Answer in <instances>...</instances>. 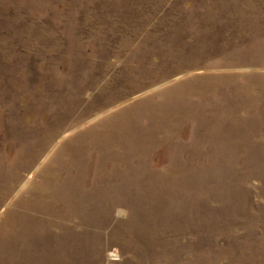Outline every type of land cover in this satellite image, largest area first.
Wrapping results in <instances>:
<instances>
[{
	"label": "rangeland",
	"instance_id": "374dc122",
	"mask_svg": "<svg viewBox=\"0 0 264 264\" xmlns=\"http://www.w3.org/2000/svg\"><path fill=\"white\" fill-rule=\"evenodd\" d=\"M126 164L92 224L9 248L59 166ZM0 188V264H264V0H0Z\"/></svg>",
	"mask_w": 264,
	"mask_h": 264
},
{
	"label": "bare ground",
	"instance_id": "6f19581e",
	"mask_svg": "<svg viewBox=\"0 0 264 264\" xmlns=\"http://www.w3.org/2000/svg\"><path fill=\"white\" fill-rule=\"evenodd\" d=\"M171 75V74H170ZM199 79V78H198ZM39 92V91H38ZM42 92V91H41ZM48 94V93H47ZM47 97V96H46ZM31 99V98H30ZM45 99V98H44ZM45 102V101H44ZM36 104V103H35ZM72 106V105H71ZM210 107V106H209ZM216 107V106H215ZM24 108V107H23ZM197 108V107H196ZM217 108V107H216ZM34 109V107H33ZM185 111V109H184ZM21 112V111H20ZM195 112V111H194ZM210 112V111H209ZM27 113V112H26ZM188 114V113H187ZM25 115V114H24ZM193 116V115H192ZM34 118V117H33ZM171 119V118H170ZM235 119V118H234ZM67 120V119H66ZM173 120V119H172ZM38 121V120H37ZM50 121V120H49ZM64 121V119H63ZM208 121V120H207ZM65 124V123H63ZM46 126V125H45ZM28 127V125H27ZM32 127V126H31ZM56 128V127H55ZM60 130V129H59ZM53 131V130H52ZM157 131V130H156ZM67 132V131H66ZM152 133V132H151ZM13 134V133H12ZM50 134V133H49ZM205 135V134H204ZM51 136V135H50ZM49 136V137H50ZM203 137V136H202ZM134 138V137H133ZM41 140V139H40ZM66 140V139H65ZM154 141V140H153ZM52 145V144H51ZM196 145V144H195ZM102 147V146H101ZM94 150V148H93ZM71 152V151H70ZM75 154V153H74ZM102 155V154H101ZM101 155L99 154V156L101 157ZM119 155V154H118ZM68 156V155H67ZM66 156V157H67ZM103 156V155H102ZM119 157H122L119 155ZM72 158V157H71ZM63 159V158H62ZM68 159V158H67ZM81 159V158H80ZM103 159V158H102ZM119 159V158H118ZM18 160V159H17ZM117 160V159H116ZM104 161V159H103ZM102 161V162H103ZM85 162V161H84ZM31 163V162H30ZM30 163L26 164V166L24 167L25 171L27 169V171L30 169ZM138 163V162H137ZM64 164V163H63ZM115 164V163H114ZM127 164H130V163H127ZM123 165L122 167H126V168H122V167H112L109 171L107 172H104V171H99V168L95 169L94 172L91 174V181H90V191H87L85 194H81L79 193L78 191L72 193V188H70V185L72 184V181H74L75 183H77V178L74 177V174H76V170L75 168H72L71 170H67L64 165L63 166H59L60 167V170L61 172L59 173H55L58 177L56 178V180L53 182V177L50 179V180H44V183H46V186H47V190H44L42 193L39 192L37 195L33 196L35 197V203H34V200L33 199H30L28 203L25 204V207L23 208V213L22 214H18V215H15L14 216V220H13V224L12 226L13 227H19L21 228L19 233H15L10 241V244H9V248L12 249L14 247H17L18 246V241L19 239L22 240L23 243H27V233H28V230L29 228L33 227L35 223H40L42 224L43 226H45L46 224V221H38L36 220L35 218H33L32 216L35 214V215H41V216H45V215H49L55 219H60V218H63V219H73L75 217H78L80 219L77 220L79 221V223H82L83 222H86V220H90V224L91 223V219H87L86 217H91L92 215V212L90 211L89 213L85 210V207H83V204L84 202L86 201V199H95L96 201H98V199H100L99 203L100 202H103L105 197L104 195H108L106 194L107 192H109L110 188H113V186L115 184H117L118 186H123V182H124V178L126 177L125 175H128V173H126L125 175L123 174L124 172L126 171H129V166L128 165ZM172 165V164H171ZM20 166V165H19ZM40 166V163L39 165L37 166V168ZM138 165H136L137 167ZM173 167V166H172ZM36 169V168H35ZM102 169V168H101ZM31 172V171H30ZM35 172V171H34ZM34 174L33 172H31L29 174V176L27 177V179L25 180V178L23 180H21L17 186H20L18 190L22 189L29 181H31V178L32 176L34 177ZM123 174V175H122ZM17 176V175H16ZM27 176V175H26ZM78 175L76 174V177ZM152 176V175H151ZM20 177V176H19ZM18 177V178H19ZM17 179V178H16ZM83 179V178H82ZM128 179V178H127ZM80 181V179H79ZM166 181V180H165ZM172 181V179H171ZM129 182V181H128ZM174 182V181H173ZM9 183V182H7ZM82 183V182H81ZM6 184V183H5ZM125 184V183H124ZM129 184V183H127ZM180 184V183H179ZM78 185V183H77ZM6 186V185H5ZM9 186V184H8ZM116 186V185H115ZM127 186V185H126ZM125 186V187H126ZM154 186V185H153ZM10 187V186H9ZM128 187V186H127ZM120 188V187H119ZM123 187H121L122 189ZM1 189V188H0ZM12 189V188H11ZM10 189V190H11ZM116 189V188H115ZM125 189V188H124ZM15 190V189H14ZM13 190V191H14ZM74 190V189H73ZM132 190V189H130ZM137 190V189H136ZM1 191V190H0ZM12 191V190H11ZM10 191V193H11ZM128 191H129V188H128ZM128 191L126 192V194L128 193ZM135 191V190H134ZM121 192V191H120ZM118 193V192H117ZM124 193V191H123ZM138 193V191H137ZM4 194H7V189L4 190V192L2 194H0V202L3 204V198H4ZM15 194V193H14ZM112 194V193H111ZM122 194V192L120 193ZM135 194V193H134ZM132 195V194H131ZM130 195V196H131ZM133 196V195H132ZM131 196V197H132ZM15 197V196H14ZM66 197L65 199V203H63V198ZM94 197V198H93ZM108 197V196H107ZM110 197V196H109ZM133 198V197H132ZM153 198V197H152ZM12 199V198H11ZM29 199V198H28ZM107 199V198H106ZM113 199V198H112ZM190 199V198H189ZM122 201V200H121ZM16 202V201H15ZM87 202V201H86ZM95 202V201H94ZM115 201H112L111 203H109L106 207L108 209H110L111 207H113V205L115 204L114 203ZM9 203V202H8ZM66 203H70V206L68 205H65ZM99 203L97 202L95 204V206H98ZM106 203V202H105ZM135 203V201H134ZM87 205V204H86ZM103 205V204H102ZM85 206V205H84ZM89 206V205H88ZM86 206V207H88ZM104 206V205H103ZM133 206V205H132ZM102 207V206H101ZM2 208V207H1ZM0 208V209H1ZM9 208V207H8ZM89 208L91 209V207L89 206ZM104 208V207H103ZM148 211V210H147ZM180 211V210H179ZM109 213V212H108ZM133 213V212H132ZM106 214V213H105ZM104 214V215H105ZM174 214V213H173ZM20 215V216H19ZM95 215V214H94ZM86 216V217H85ZM106 216V215H105ZM131 216V215H130ZM135 216V215H134ZM168 216V215H167ZM50 217V218H51ZM132 217V216H131ZM48 218V217H47ZM98 218V217H97ZM96 218V219H97ZM135 218V217H134ZM48 220V219H47ZM50 220V219H49ZM62 220V219H61ZM142 220V219H141ZM53 221V219H51V222ZM55 221V220H54ZM57 221V220H56ZM60 221V220H59ZM68 221V220H67ZM70 221V220H69ZM137 221V220H136ZM94 222V221H93ZM129 222V221H128ZM135 223V222H134ZM48 224H50V222H48ZM52 224V223H51ZM59 224V223H58ZM65 224H67L65 222ZM64 224V225H65ZM85 224V223H84ZM53 226H55L54 224H52ZM71 225V224H70ZM102 226V224H100ZM122 225V224H120ZM138 225V224H137ZM48 226V225H47ZM63 225H61L62 227ZM123 226V225H122ZM129 226V225H128ZM47 228V227H45ZM44 228V229H45ZM51 228V226H50ZM93 228V227H92ZM126 228V227H125ZM128 228V227H127ZM68 227L63 231L65 233V236L63 238H61L59 235H58V238L55 236V240L57 242V246H59L58 250L60 249V240L61 239H69V241H72V242H69V244L72 245H76L77 243L76 242V239L79 240L81 239V242L83 241V238L85 240V237L82 234H78V235H68L67 234V230ZM99 229V228H98ZM103 229V228H102ZM123 229V227H122ZM46 230V229H45ZM54 230V229H53ZM70 230V229H69ZM72 230V229H71ZM85 231H87L85 229ZM90 231V230H89ZM88 231V232H89ZM71 232V231H70ZM74 232V231H73ZM104 232V231H103ZM117 232V231H116ZM120 232V231H119ZM122 232V231H121ZM148 232V231H147ZM78 233V232H77ZM118 233V232H117ZM36 234V233H35ZM45 234V233H44ZM86 234V233H85ZM29 235V234H28ZM37 235V234H36ZM49 235V234H48ZM55 235V234H54ZM119 235V234H118ZM20 236H22V238H20ZM34 237V236H33ZM37 238V237H36ZM54 238V237H53ZM80 238V239H79ZM124 238V237H123ZM121 239V238H120ZM9 240V238H8ZM54 240V241H55ZM119 240V239H118ZM53 241V242H54ZM55 243V242H54ZM53 243V244H54ZM85 243H86V240H85ZM6 244V243H5ZM64 244V243H63ZM62 244V245H63ZM82 244V243H81ZM87 244V243H86ZM129 244V243H128ZM41 245V244H40ZM45 245V244H44ZM42 244V246H44ZM85 245V244H84ZM20 246V245H19ZM51 246V245H50ZM80 246V245H79ZM78 246V247H79ZM86 246V245H85ZM130 246V245H129ZM56 247V246H55ZM63 247V246H62ZM71 247V246H70ZM23 248V247H22ZM42 248V247H41ZM44 248V247H43ZM82 248V247H81ZM78 249V248H77ZM14 250V249H13ZM26 250H27V247H26ZM30 250V249H29ZM42 250V249H41ZM18 251V250H17ZM28 251V250H27ZM78 251V250H77ZM33 253V252H32ZM40 253V252H39ZM42 253V252H41ZM48 253V252H47ZM60 252H54L52 253L51 255H55V259L53 260H47V262H44V259H43V256L42 257H36L31 255V254H28V253H25V260L27 263H32V264H43V263H47V264H54L55 261L59 260L57 257V255L59 254ZM63 253V252H62ZM36 254V253H35ZM44 254V253H43ZM46 255V254H45ZM64 255V254H63ZM134 255V254H133ZM11 256V255H10ZM61 256V255H60ZM140 257V256H139ZM6 258V257H5ZM9 259H14V257H11ZM17 259V258H16ZM19 260V259H18ZM61 260V259H60ZM11 261V260H10ZM20 261V260H19ZM13 262V261H12ZM23 261H21L22 263ZM15 263V262H14ZM19 263V262H18ZM24 263V262H23ZM22 263V264H23ZM61 263V262H60ZM17 264V263H16Z\"/></svg>",
	"mask_w": 264,
	"mask_h": 264
}]
</instances>
